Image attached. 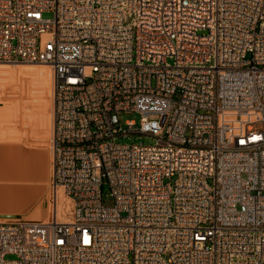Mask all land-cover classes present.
Wrapping results in <instances>:
<instances>
[{"label": "built area", "instance_id": "obj_1", "mask_svg": "<svg viewBox=\"0 0 264 264\" xmlns=\"http://www.w3.org/2000/svg\"><path fill=\"white\" fill-rule=\"evenodd\" d=\"M12 62L52 70L51 211L0 264H264V0H0Z\"/></svg>", "mask_w": 264, "mask_h": 264}, {"label": "crops", "instance_id": "obj_2", "mask_svg": "<svg viewBox=\"0 0 264 264\" xmlns=\"http://www.w3.org/2000/svg\"><path fill=\"white\" fill-rule=\"evenodd\" d=\"M31 73L44 82L52 81L49 69L0 65V77L4 79ZM2 109L0 104V214L46 218L51 211L48 193L52 171V101L47 111L9 122L4 120ZM59 200L65 207L61 196L57 205Z\"/></svg>", "mask_w": 264, "mask_h": 264}, {"label": "rangeland", "instance_id": "obj_3", "mask_svg": "<svg viewBox=\"0 0 264 264\" xmlns=\"http://www.w3.org/2000/svg\"><path fill=\"white\" fill-rule=\"evenodd\" d=\"M51 12H44V16H51ZM9 67H42L52 70L49 65L39 62H12L3 63ZM52 97V81L44 82L40 79L39 75L26 74L20 77H7L6 79L0 77V104L2 105V116L6 121H13L18 118H29L30 116L37 114L38 111L49 110L51 106ZM120 121L124 123L126 119H134L135 123H139L140 114L138 112H121L119 115ZM154 137L144 133H129L126 136H120L117 141L131 142L142 141L144 143H152ZM102 202L105 205L112 203L111 196L109 194V186L104 183L101 187ZM58 206V205H57ZM59 210L64 211L69 204L65 203V207L62 206L59 200ZM66 219H68L66 217ZM13 255H7L12 257Z\"/></svg>", "mask_w": 264, "mask_h": 264}, {"label": "bare ground", "instance_id": "obj_4", "mask_svg": "<svg viewBox=\"0 0 264 264\" xmlns=\"http://www.w3.org/2000/svg\"><path fill=\"white\" fill-rule=\"evenodd\" d=\"M0 65H5V64H3V63H0ZM58 196H61V197H62V199H63V202L68 204V202H66V201L64 200L65 198H64V196L62 195V193H59V195H58ZM67 208H68V206H67ZM57 211H58V212H61V211L59 210V206H57Z\"/></svg>", "mask_w": 264, "mask_h": 264}, {"label": "water", "instance_id": "obj_5", "mask_svg": "<svg viewBox=\"0 0 264 264\" xmlns=\"http://www.w3.org/2000/svg\"><path fill=\"white\" fill-rule=\"evenodd\" d=\"M1 217H9V216H13L12 214H0Z\"/></svg>", "mask_w": 264, "mask_h": 264}]
</instances>
